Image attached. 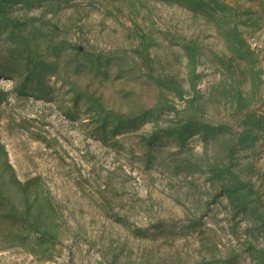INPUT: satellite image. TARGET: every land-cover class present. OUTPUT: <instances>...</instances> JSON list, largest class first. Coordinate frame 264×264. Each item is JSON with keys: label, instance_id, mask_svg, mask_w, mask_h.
<instances>
[{"label": "rangeland", "instance_id": "obj_1", "mask_svg": "<svg viewBox=\"0 0 264 264\" xmlns=\"http://www.w3.org/2000/svg\"><path fill=\"white\" fill-rule=\"evenodd\" d=\"M2 199L0 264H264V0H0Z\"/></svg>", "mask_w": 264, "mask_h": 264}, {"label": "trees", "instance_id": "obj_2", "mask_svg": "<svg viewBox=\"0 0 264 264\" xmlns=\"http://www.w3.org/2000/svg\"><path fill=\"white\" fill-rule=\"evenodd\" d=\"M114 130H115L114 132H117L120 129L118 127H115ZM100 136L104 140H106L108 138V135H107V132L106 131H102L100 133ZM157 140L162 141L163 138L159 137ZM146 141L149 144H153L154 142H156V136L153 137L152 139H149V140H146ZM226 192L227 193L231 192V189L230 188H226ZM0 201H3L4 202V199H2ZM152 229H153L152 232L150 230H148V229H142V228L132 229V231L137 236H141V237H152V238H155V237H157L159 235H164V234H166V232L170 231V230L167 229V226H165L164 224L155 225L154 227H152Z\"/></svg>", "mask_w": 264, "mask_h": 264}]
</instances>
